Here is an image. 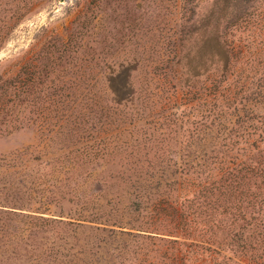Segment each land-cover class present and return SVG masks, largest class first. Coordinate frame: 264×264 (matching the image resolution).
I'll return each instance as SVG.
<instances>
[{
    "label": "rangeland",
    "instance_id": "obj_1",
    "mask_svg": "<svg viewBox=\"0 0 264 264\" xmlns=\"http://www.w3.org/2000/svg\"><path fill=\"white\" fill-rule=\"evenodd\" d=\"M253 7L258 8L253 27L251 22L244 28L240 13L252 16ZM37 54L43 65L54 59L59 81L94 84V93L101 90L99 107L111 105V115L131 119L113 135H102V142H89V148L140 145L137 160L166 167L195 130H202L201 113L223 107L227 95H241L239 87L247 89L253 80V89L260 80L264 85V0H0V76L35 61ZM70 92L63 95L72 99ZM250 93L248 105L257 104L263 112L264 98L251 102ZM193 104L197 107L189 108ZM150 105L154 112L146 110ZM223 121L201 139L208 153L218 141L230 143L224 138L237 118L230 111ZM5 130H0V264H169L166 242L117 227L140 214L148 215L145 220L150 212L157 214L149 208L155 203L131 194L122 180L124 155L101 164L88 183L80 177L83 170L73 172L74 181L66 182L69 175L63 173L52 177L50 171L43 181H34L40 162L28 155L25 170L21 152L37 155L44 150V137L34 125ZM54 139L42 159L60 156L54 146L60 139ZM194 141L198 148L199 140ZM227 161L233 162L231 156ZM103 179L102 196L91 197L93 180ZM90 218L93 222L76 220Z\"/></svg>",
    "mask_w": 264,
    "mask_h": 264
},
{
    "label": "trees",
    "instance_id": "obj_2",
    "mask_svg": "<svg viewBox=\"0 0 264 264\" xmlns=\"http://www.w3.org/2000/svg\"><path fill=\"white\" fill-rule=\"evenodd\" d=\"M234 8L233 5L230 10L235 11ZM252 11V16L240 13L245 16L242 21L244 28L256 18L258 8L253 7ZM233 13L229 11L227 14ZM230 44L229 50L230 47L234 48L232 41ZM38 56L35 61H27V64L7 77L0 76V130L17 131L34 125L45 140L44 150H36L37 155H34L35 150L21 152L26 161L19 164L25 170L29 168L28 155L36 156L34 160L40 162L34 181H43L47 177L46 171H50L52 177L62 173L69 175L65 181H74L73 172L83 170L80 177L83 184L88 183L101 164L107 162L109 165L113 158L124 155L119 160V172L125 177L122 180L125 179L129 190L133 189L131 194L144 198L147 204L155 203L149 208L153 207L157 214L150 212L151 218L148 220H145L148 215L140 214L138 219L137 216L136 219L131 218L127 223L119 224L118 228L129 226V229L154 234L150 237L166 242L169 264H264V128L261 127L264 126V111H259L257 104L249 106L250 99L246 98L249 92L251 102L258 96L264 98L261 80L255 89L253 80L252 86L247 89L239 87L240 93L243 92L241 95H227V101L231 100L232 105L225 100L223 107L215 105L203 114L199 107L195 109V113H201L204 122H201L202 130L197 133L195 130L187 144L174 153V159L165 167L160 162L137 160L140 145L135 147L129 143H111L112 147L103 145L96 150L89 148V142H102V135H113V131L131 119L111 115V105L99 107L96 96L101 90L94 93V84L87 85L88 81L81 80L70 84L59 81L60 77L58 79L56 73L60 68L54 59L50 65H43L38 61ZM244 90L248 92L246 97ZM70 91H74L75 97L72 99L63 95V92ZM79 98L86 101H77ZM194 99L199 100L198 94ZM112 103L114 101H110ZM116 104L121 105L118 102ZM195 107L193 104L189 108ZM146 110L150 113L155 108L150 105ZM230 111L237 118L234 127L228 129L224 138L225 142L230 143L227 145L218 141L215 149L208 153L205 146L201 145V139L206 140L208 133L222 126L225 115ZM52 134L48 140V135ZM54 136L60 139L54 145L58 146L56 151L60 156L42 159L49 154L46 148L52 147L50 142ZM195 137L199 140L196 143L198 148L194 143ZM231 152L235 156L232 157ZM132 155L135 157L130 159ZM142 156L147 157L148 153ZM229 156L232 163H227ZM215 163L217 165L211 167ZM93 181L95 184L91 197L99 199L106 180ZM140 218L142 222L137 223ZM93 219L76 220L93 222Z\"/></svg>",
    "mask_w": 264,
    "mask_h": 264
},
{
    "label": "water",
    "instance_id": "obj_3",
    "mask_svg": "<svg viewBox=\"0 0 264 264\" xmlns=\"http://www.w3.org/2000/svg\"><path fill=\"white\" fill-rule=\"evenodd\" d=\"M2 60V57L0 56V61Z\"/></svg>",
    "mask_w": 264,
    "mask_h": 264
}]
</instances>
